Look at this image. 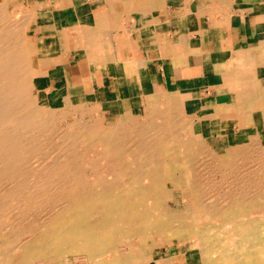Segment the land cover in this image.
<instances>
[{
	"label": "bare ground",
	"instance_id": "bare-ground-1",
	"mask_svg": "<svg viewBox=\"0 0 264 264\" xmlns=\"http://www.w3.org/2000/svg\"><path fill=\"white\" fill-rule=\"evenodd\" d=\"M7 11V3H0V225H6L5 231L0 229V264H32L64 249L84 250L91 264H137V257L158 264L157 257L169 256L165 246L189 241L193 248L191 234L197 237L198 251L188 257V264H256L264 257L258 229L262 222H257L264 216L262 138L245 142L242 132L228 143L200 134L193 123L180 134L172 125L176 113L184 117L178 102L148 106L154 115L149 121L125 116L105 126L96 114L85 117L86 110L78 108L79 96L59 97L52 106L39 107L32 100L36 86L31 53L19 44L28 17L20 12L8 16L10 23ZM65 106L71 109L52 117ZM72 110L84 116L59 131L56 118L67 120ZM55 129V136L62 138L60 146L51 143L53 137L49 141ZM46 140L61 155L48 152L50 161L38 166L39 159L37 167L30 166ZM166 145L172 146L171 155ZM176 148L181 157H175ZM87 149L92 157L86 156ZM198 153L203 155L200 166L195 163ZM180 176L184 180L176 186ZM45 209L47 214L36 218L35 210ZM117 242L125 250H109L106 258L105 248H115Z\"/></svg>",
	"mask_w": 264,
	"mask_h": 264
},
{
	"label": "crops",
	"instance_id": "crops-1",
	"mask_svg": "<svg viewBox=\"0 0 264 264\" xmlns=\"http://www.w3.org/2000/svg\"><path fill=\"white\" fill-rule=\"evenodd\" d=\"M3 2L28 17L45 103L79 96L123 118L178 102L206 137L264 141V0Z\"/></svg>",
	"mask_w": 264,
	"mask_h": 264
},
{
	"label": "rangeland",
	"instance_id": "rangeland-1",
	"mask_svg": "<svg viewBox=\"0 0 264 264\" xmlns=\"http://www.w3.org/2000/svg\"><path fill=\"white\" fill-rule=\"evenodd\" d=\"M6 14H7V17H5L6 19H8V16H9V18L11 19V18H13L12 16H15V15H17V13L16 12H13V11H10V10H8L7 12H6ZM11 15V16H10ZM0 19L2 20V17L0 16ZM9 20V19H8ZM9 22L10 23H12L11 22V20H9ZM21 40H19V44H20V47L23 49V51H25V52H28V53H31L32 51H31V47H32V45H31V43H30V41L28 40V37H27V35H26V33H25V27H24V29H23V34H22V36H21V38H20ZM30 70H31V68H30ZM32 78H33V75H32ZM32 100H33V102L37 105V106H39V107H42L41 106V104L42 105H45L46 107H50V105L52 106L53 105V103L55 102V101H53V102H51V103H45L47 100H45V99H42L41 98V96L38 94V92H37V90L34 92V99L32 98ZM78 108H80V110L81 109H83V110H86V112H85V117H92L91 115H93V117L94 116H96L95 117V119H97L98 118V120H100V122H101V125L102 126H105L106 124H109V123H114V122H116V121H118V120H123L124 119V117L123 118H121V115L120 114H118L117 112H115V111H111V112H108V111H106V109H103L102 107H100L99 105H94V104H86V103H82V105H80V106H78ZM86 108V109H85ZM71 109V107L70 106H65V107H63V108H60L59 110H55V113H54V116L52 115V117L53 118H55V116H56V113L57 114H59V113H61V111H69ZM75 110H77V109H75ZM89 110V111H88ZM88 111V112H87ZM98 111V112H97ZM75 112V113H74ZM95 112H97V113H95ZM105 112V113H104ZM90 113H92V114H90ZM100 113V114H99ZM82 114V112L81 111H78V113L76 112V111H74V110H72L71 111V113H70V115H69V117L67 118V120H62L61 118H60V116L59 117H57L56 118V120H55V125H56V127L58 128V130L60 131L61 130V128H63V129H65V126L67 125V123L70 121H73L74 119H76L77 117L79 118V117H81V116H84V115H81ZM96 114V115H95ZM107 114H108V116H107ZM100 115V116H99ZM177 115V113L174 115L175 116V118H174V116H173V123H172V125H174V127H176L174 130L176 131V132H178V133H180L181 134V132H182V134L185 132V130H187L186 128L188 127V126H190L189 124L190 123H192L187 117L185 118V119H183L184 117L181 115V116H179L178 115V117L176 116ZM131 119L132 118H134L135 117V119H137L138 121H141V119H145L146 121H149V119H150V117H154V115L153 114H149V113H147V112H145V113H142V114H140V115H135V116H129ZM176 117H177V122H176ZM127 118V117H126ZM187 122H186V121ZM176 122V123H175ZM175 123V124H174ZM187 123V124H186ZM180 124H181V126H180ZM175 125H178V127L177 126H175ZM188 125V126H187ZM183 126H186V127H183ZM180 127H181V129L182 130H180L179 131V129H180ZM183 127V128H182ZM57 129H55V130H53L50 134H49V136L50 135H53V136H50L49 137V141L51 142L52 141V137H53V139H54V142L52 141L51 143L53 144H55L56 146H60L61 145V141H62V138H60L59 137V135L58 136H55L56 134H57V131H58ZM174 132V131H173ZM54 133V134H53ZM56 133V134H55ZM186 136V135H185ZM57 137V138H56ZM59 137V138H58ZM47 140H48V138H47ZM46 140V141H47ZM49 141H47L46 142V146L45 145H43V148H44V150H42V152L41 153H39V154H37L36 156H34L36 159H34V157L32 158L33 159V161L31 160L30 162H29V165L30 166H32V167H34V165L36 164H38V161H39V159H43L42 161H41V163L38 165V166H40L41 164H43V163H46V162H48V161H50L51 159L50 158H52V157H57V156H59V155H61V153H59V151H58V147H56V146H54L55 147V149H54V147H53V145L49 142ZM58 142V143H60V144H56V143ZM48 143H49V145H48ZM52 146H51V145ZM46 148H45V147ZM126 147H124L123 149L124 150H126V152L128 151V150H130V148L128 147V146H130V145H128V144H126L125 145ZM51 147H52V149H51ZM81 147V146H80ZM194 148V149H193ZM198 147H192L191 149H193V150H196ZM46 149V150H45ZM55 150V152H52V151H54ZM58 152H57V151ZM164 150V149H163ZM165 151H166V153L167 154H169V155H171V153L173 152V148H172V146H170V145H166V147H165ZM178 151H179V148H176L175 149V152H177V154H175V157H181L180 156V154L178 153ZM46 152H47V155H48V157H47V155L45 156V154H46ZM48 152L50 153V152H52L54 155L51 157V153L50 154H48ZM90 154H89V153ZM59 154V155H58ZM199 154V153H198ZM39 155V156H38ZM57 155V156H56ZM91 155H93L92 154V152H91V149H87V151H86V156L87 157H92ZM160 156L161 157H163L164 156V151H161V154H160ZM196 156H198V160L197 161H195V163L197 164L196 166H200V165H202V159H203V155H197L196 154ZM37 157H39V158H37ZM199 157H200V159H199ZM46 158V159H45ZM47 158L49 159V160H47ZM47 160V161H45V160ZM38 160V161H37ZM35 162V163H34ZM37 162V163H36ZM163 162H166V159H164L163 160ZM201 163V164H200ZM204 163V162H203ZM35 165V166H36ZM172 166V163H170V167ZM37 167V166H36ZM174 169L172 170L173 171V173H178L177 172V166H174L173 167ZM253 179V178H252ZM180 180V181H179ZM179 180H177L176 181V186H178L180 183H182L183 182V180H184V178L183 177H181L180 176V179ZM254 180V179H253ZM255 182L254 183H259L261 180L260 179H258V178H255V180H254ZM180 182V183H179ZM244 185H242V187H243ZM244 188H249V190H250V187L247 185V186H244ZM41 209H43V208H41ZM41 209H38V210H40L41 211ZM38 210H35L36 211V215L34 214L35 213V211H33V212H29V213H31V214H34L35 216H36V218H38V219H42V216L46 213L47 214V212H48V209H47V211H46V209H45V211H43V212H41L40 213V211L38 212ZM44 210V209H43ZM39 214H38V213ZM38 214V215H37ZM45 214V215H46ZM264 214V213H263ZM44 217V216H43ZM254 217H255V215H254ZM260 217H262V218H260ZM260 217H258L257 218V222L258 223H260L261 224V222H262V224H261V226H258V229H259V231H261V234L263 235V238H264V233H262V232H264V216H260ZM245 218H247V217H245ZM263 225V226H262ZM2 226L4 227V225L3 224H1L0 225V229L2 230V231H5L6 229V225H5V228H2ZM9 227H7V229H8ZM223 230H226L225 229V227H221ZM0 230V233L2 232ZM2 236H0V241H2ZM189 240H190V243H191V245H192V247L193 248H189V241H186V242H181V241H179V242H175V243H173L171 246H165V247H163V249L164 250H166V252H168V254H167V259L165 260L164 258H162V257H157V263L158 264H188V262H187V259H188V257L189 256H191V255H193L194 253H197V251H198V249L196 248L197 247V245H198V241H197V237L194 235V234H191L190 235V238H189ZM151 241V239L148 241V242H150ZM181 242V243H180ZM179 244V245H178ZM157 244H155V245H153V243H150L149 244V246L150 247H155ZM175 245V246H174ZM113 246L114 245H110V246H107L106 248H105V252H106V255H105V257L107 258V256H109L108 254L110 253L109 252V250H115V251H118V252H121V251H124L125 250V245L124 244H122V243H119L118 244V242L117 243H115V248H113ZM121 246V247H120ZM148 247V243H146V244H144V250L146 249ZM117 248V249H116ZM171 248V249H170ZM168 249V250H167ZM193 249V250H192ZM156 250V249H155ZM195 250V251H194ZM187 251V252H186ZM190 251V252H189ZM172 252V253H171ZM189 252V253H188ZM191 253V254H190ZM81 255V256H80ZM251 256H254V255H251ZM78 257V258H77ZM176 257V258H175ZM264 257H262V259L260 260V261H258L256 264H264ZM82 261V263H79V262H81ZM92 262V259H90L89 258V256H88V254L84 251V250H81V249H77V250H66V249H64V250H62V251H55V253H53V254H50V255H48V256H46V258L45 259H36V260H34L33 261V263L32 264H91V262ZM99 261V260H98ZM134 261H136L137 262V264H147V260L144 258V257H137V258H135L134 259ZM37 262V263H36ZM87 262V263H86ZM90 262V263H89Z\"/></svg>",
	"mask_w": 264,
	"mask_h": 264
}]
</instances>
